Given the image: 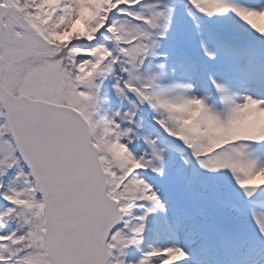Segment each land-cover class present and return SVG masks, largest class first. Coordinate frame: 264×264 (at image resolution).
Here are the masks:
<instances>
[{
  "label": "snow or ice",
  "instance_id": "1",
  "mask_svg": "<svg viewBox=\"0 0 264 264\" xmlns=\"http://www.w3.org/2000/svg\"><path fill=\"white\" fill-rule=\"evenodd\" d=\"M0 264H264V0H0Z\"/></svg>",
  "mask_w": 264,
  "mask_h": 264
}]
</instances>
